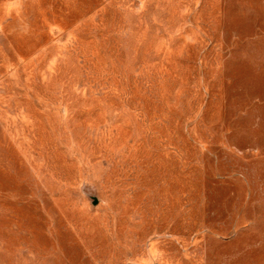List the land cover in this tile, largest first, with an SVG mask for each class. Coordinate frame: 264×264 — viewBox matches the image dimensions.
I'll return each mask as SVG.
<instances>
[{"label": "rangeland", "instance_id": "obj_1", "mask_svg": "<svg viewBox=\"0 0 264 264\" xmlns=\"http://www.w3.org/2000/svg\"><path fill=\"white\" fill-rule=\"evenodd\" d=\"M0 264H264V0H0Z\"/></svg>", "mask_w": 264, "mask_h": 264}]
</instances>
